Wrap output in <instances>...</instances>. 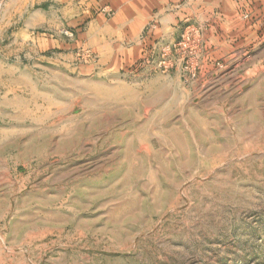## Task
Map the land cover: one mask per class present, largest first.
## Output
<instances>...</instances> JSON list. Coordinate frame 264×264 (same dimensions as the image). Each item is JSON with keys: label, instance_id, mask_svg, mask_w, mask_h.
I'll use <instances>...</instances> for the list:
<instances>
[{"label": "rangeland", "instance_id": "obj_1", "mask_svg": "<svg viewBox=\"0 0 264 264\" xmlns=\"http://www.w3.org/2000/svg\"><path fill=\"white\" fill-rule=\"evenodd\" d=\"M106 1L0 0V264H264V0Z\"/></svg>", "mask_w": 264, "mask_h": 264}, {"label": "crops", "instance_id": "obj_2", "mask_svg": "<svg viewBox=\"0 0 264 264\" xmlns=\"http://www.w3.org/2000/svg\"><path fill=\"white\" fill-rule=\"evenodd\" d=\"M71 1H75V0H71ZM81 1H86V0H81ZM106 2L109 3V5L111 6L116 5L117 8L125 7L124 6L125 3L127 4L134 3L135 8L137 9H148L150 7V8H156L159 10H164L167 7H170L171 5L180 3L181 0H119V1L118 0H107Z\"/></svg>", "mask_w": 264, "mask_h": 264}]
</instances>
